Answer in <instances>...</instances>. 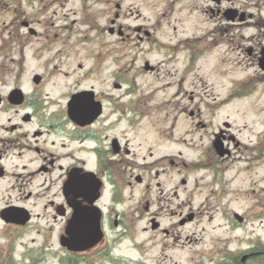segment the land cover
Segmentation results:
<instances>
[{"label":"flooded vegetation","instance_id":"1","mask_svg":"<svg viewBox=\"0 0 264 264\" xmlns=\"http://www.w3.org/2000/svg\"><path fill=\"white\" fill-rule=\"evenodd\" d=\"M27 1L0 22V264H264V220L237 211L244 244L180 241L264 168V0Z\"/></svg>","mask_w":264,"mask_h":264},{"label":"rangeland","instance_id":"2","mask_svg":"<svg viewBox=\"0 0 264 264\" xmlns=\"http://www.w3.org/2000/svg\"><path fill=\"white\" fill-rule=\"evenodd\" d=\"M0 2V7L3 10L0 15V22H2L3 20H8L10 18V12L13 8H23L27 12L32 11V9L28 7L29 4L27 0H0ZM4 3H6L5 6L3 5ZM97 7L100 8L101 6ZM104 22L105 20H103V18L98 19V26H96V28H100V30L98 29L94 31L84 32V30H82V27L78 28L76 32L77 34H80L79 37L81 39V41L78 42V50L84 51V47L86 50H89L92 45L97 44L98 41L101 40L96 35L104 32L102 30V26L105 24ZM114 58L123 61L131 60L130 55H125L121 52H117ZM138 64L139 62L136 65ZM143 80L147 82L149 81V78L144 77ZM209 86L210 80L209 84L202 85V88H208ZM216 87L220 91H223L220 84H216ZM147 88L148 87H146L145 92H147ZM259 92L260 91H257V94ZM250 104L251 101H242L239 104V107L241 109L249 110ZM183 130V128H180V131ZM190 137L191 135L189 136V138ZM198 149L199 147L194 143L192 149L193 157L197 154ZM192 176L193 178H200L201 173L194 172ZM232 176H234L233 181L230 185L227 186V188L230 189L227 193L222 195L220 200V205L223 206L221 207V210H211L210 208H207L206 211L203 207V213L195 221L188 225L185 228L184 232L181 233L180 241H183L185 243L186 251L188 250V248H192L194 254L196 252L200 253L201 251L198 250V243L205 242L208 244V246H212V243L219 238L222 240L228 239V241L231 242L232 247L236 246L237 237H239V241L244 244V241H246L249 237L248 229L250 228V224H247L246 227H242L238 232L232 231V229L230 228L231 221L229 219L232 210L237 211L240 214L247 215L249 220H254L256 222V225L258 226L261 225L260 222L264 220V211H260L264 210V168H258L257 173L252 177H250L248 173H237V170H233V172H231L229 175H226V178H230ZM206 183L198 181V186H193L192 194L190 195V197L195 207L201 206L205 201H207V197L210 196L211 190L209 186L205 185ZM254 201H256L257 209L255 213L249 211ZM187 237L189 238L186 239ZM195 260L196 258H194L193 264H196ZM206 263L209 264V261H206Z\"/></svg>","mask_w":264,"mask_h":264},{"label":"water","instance_id":"3","mask_svg":"<svg viewBox=\"0 0 264 264\" xmlns=\"http://www.w3.org/2000/svg\"><path fill=\"white\" fill-rule=\"evenodd\" d=\"M216 145L218 148H220L219 142H217ZM237 217L241 219L239 215H237ZM84 234H82L80 237H82ZM85 239L86 237L83 238L79 243V236L76 233V227L73 221L68 228V237L66 238L65 244L68 245L70 249H84L83 247L89 246V244L85 242Z\"/></svg>","mask_w":264,"mask_h":264}]
</instances>
